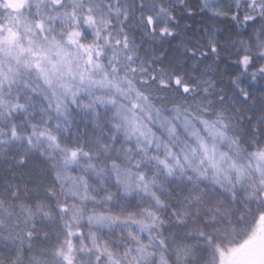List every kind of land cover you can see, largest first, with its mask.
<instances>
[{
    "label": "snow or ice",
    "instance_id": "1",
    "mask_svg": "<svg viewBox=\"0 0 264 264\" xmlns=\"http://www.w3.org/2000/svg\"><path fill=\"white\" fill-rule=\"evenodd\" d=\"M0 264H264V0H0Z\"/></svg>",
    "mask_w": 264,
    "mask_h": 264
}]
</instances>
